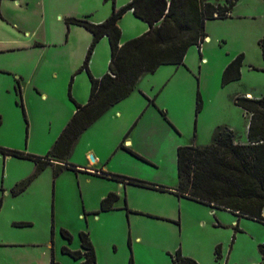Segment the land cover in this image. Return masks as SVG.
Masks as SVG:
<instances>
[{
    "label": "rangeland",
    "instance_id": "1",
    "mask_svg": "<svg viewBox=\"0 0 264 264\" xmlns=\"http://www.w3.org/2000/svg\"><path fill=\"white\" fill-rule=\"evenodd\" d=\"M13 5V2L6 1L3 7L7 9L5 15L13 13L33 29L39 20L37 3L30 2L21 10H16ZM101 5L111 7V0H102ZM62 7L79 11L83 8L75 0ZM5 22L0 24V47L22 40L13 42L19 34ZM205 28L208 40L203 43L205 51L202 56L206 60L201 59L196 46H191L181 68L176 70L171 68L175 66H167L163 68L170 70L167 77L162 72L150 76L154 77L155 86L151 87L148 80L150 83L147 82L145 87L149 95L140 96L133 103L134 106L140 102L144 104L133 123L139 120L147 105L161 119V123H157V131L146 141L143 129L147 127L143 123L137 130L133 126L128 136L133 137L134 146H140L150 155L152 162L142 156L128 155L129 158H124L127 156H122L120 150L111 151L108 163L111 169L127 171L132 178L176 183L179 146L208 144L219 125L236 128L233 129L236 136L246 139L248 117L234 99L245 96L247 92L256 98L264 95V58L259 45L264 34V0H238L229 17L208 20ZM124 37L126 39V35ZM240 53L244 55L240 78L223 85V69ZM17 58L9 52H2L0 65L14 62ZM65 62L62 60L63 64ZM64 68L57 62L54 65L40 64L34 70L35 81L50 96L44 101L27 90L26 98L22 99L25 114L13 89V76L0 72V146L41 155L50 149L61 132L56 134L59 130L58 116L63 109L58 93L66 76ZM66 92L68 94V85ZM198 92L202 106L197 112ZM158 106L165 117L157 111ZM150 111L148 109L143 114L145 121L150 117ZM147 122L150 125L151 122ZM108 135L113 139L109 132ZM106 136L105 131L103 137ZM84 141L94 143L95 147L99 141L97 132L90 130ZM79 144L69 156L70 163L83 159L81 145H84ZM30 164L32 162L18 157L10 158L6 166L3 160L0 162V186L5 189L4 193L0 189V238L16 244L0 247L1 264H49L52 254L60 264H78V260L62 249L78 248L81 231L87 232L91 238L96 264H129L130 259L132 264H170V254L177 249L200 264H256L261 260L258 246L264 244L262 222L235 218L227 210L211 212L207 205L191 199H182L180 205L177 198L172 203L167 202L166 211L170 212L169 208L173 206L176 212L174 220L159 221L152 215L127 214L126 210L118 208L102 212L98 207L92 209L96 207V195L102 185H114L115 181L88 179L83 173L67 169L54 176L51 166L35 176L24 192L12 195L9 190L14 184L13 179L31 175V172L25 175ZM137 200L144 202L147 198L137 196ZM163 204L160 205L162 208ZM233 220L237 222L234 225ZM19 222L30 225H17ZM236 224L238 231L233 228ZM62 230L70 234V240L63 236ZM216 245L221 247L219 258L214 254ZM43 251L46 256H43Z\"/></svg>",
    "mask_w": 264,
    "mask_h": 264
},
{
    "label": "trees",
    "instance_id": "2",
    "mask_svg": "<svg viewBox=\"0 0 264 264\" xmlns=\"http://www.w3.org/2000/svg\"><path fill=\"white\" fill-rule=\"evenodd\" d=\"M238 0H130L128 3L115 7L102 22L93 23L86 18L67 17V25L76 24L84 27L92 34L85 58L78 71H85L90 81V92L85 104L76 102L70 90L74 74L68 83V96L75 105V111L56 138L52 147L42 156L24 153L0 147L3 155H12L35 162L32 175L15 184L11 188L12 195H18L32 179L46 167L53 168L54 176L62 170L78 171L68 161L73 147L91 124H93L111 106L129 96L138 79L144 73H153L161 65L183 63L184 56L191 46L200 48L207 36L206 21L223 19L230 16L232 8ZM131 10L133 15L148 25L143 34L133 37L120 44L121 30L118 20L124 13ZM107 37L110 46L108 71L101 77H94L88 68L91 55L96 44ZM261 54L264 58V34L259 40ZM244 55L235 56L223 69L221 82L223 85L237 80L241 75ZM17 91L19 104L23 114L25 110L21 101L19 82ZM236 105L240 106L248 117L247 142L235 141V134L226 125L215 128L211 140L205 145H184L177 148V176L175 188H169L143 180L110 174L114 180L145 186L156 190L171 192L179 197L200 202L210 208L227 210L236 217L253 219L264 224V95L258 98L236 96ZM202 101L199 92L196 98V111L201 109ZM160 113L165 117L164 111ZM0 115V125H1ZM136 121L125 133L119 144L123 148L141 158L137 153L126 147L123 142ZM118 195L109 192L100 202V210L114 207ZM2 197H0V208ZM124 208L128 210L126 205ZM20 226L30 223L19 222ZM238 231L237 224L233 227ZM63 236L70 240V234L62 230ZM80 249L71 251L63 247L62 251L78 264H96L94 247L87 232H79ZM259 247L261 260L256 264H264V244ZM216 258L221 257L220 245L215 246ZM170 264H199L194 258L181 254L180 249L170 254ZM50 264H60L51 255ZM129 264H132L130 259Z\"/></svg>",
    "mask_w": 264,
    "mask_h": 264
},
{
    "label": "crops",
    "instance_id": "3",
    "mask_svg": "<svg viewBox=\"0 0 264 264\" xmlns=\"http://www.w3.org/2000/svg\"><path fill=\"white\" fill-rule=\"evenodd\" d=\"M6 1L13 2L14 4L13 6H15L16 10L17 9L21 10L23 8H26L30 2H34V3L36 2L37 5L39 6V11H38L39 20L34 25V28L31 29L32 27L31 26L29 29V25L27 24L28 22L22 21L20 20V18L14 17L13 13H6L5 15L4 11L7 9H4L3 7ZM103 1L106 2L107 0H103ZM129 1L130 0H111V7H110V5L102 6L101 5L102 0H75V2H78V4H81L83 7L79 11V9L67 10L65 9L66 7L64 8L62 7L64 4L70 2V0H0V18H1L0 24H4V22L6 21L5 24L10 25L12 28L17 30L16 33L19 35L16 36V39H14L13 42L20 41V39H22L20 42H14L12 45H10L11 43H9L10 46L0 47V53L9 52L10 54L18 57L14 62L0 65V72L2 73L7 72L13 76L14 79L13 89L18 98L19 95L17 91V85H18L17 83L19 82V90H20L22 104H23V100H22L23 97L24 99L26 98L27 90H30L32 94L37 95L41 100L44 101L47 100L48 96H50V94H48L47 91L43 90L40 87L41 85L37 83L34 79L33 73L36 72L34 70L35 69L37 70L40 64L48 63L49 65H54L55 63L58 62V65L65 66L64 70L66 71V76L62 88L60 89V93H58V95H60L59 102L62 103L63 109H61L62 110L61 114L59 113L58 116L59 130L56 132V134L60 130L62 131V129L70 120V118L72 117L75 111V105L70 100L66 92L69 78L74 74L70 93L76 102L80 104H85L88 101L89 92H90V81L87 73L85 71L77 72V70L83 63L88 46L92 39V34L90 31H88L82 26L76 24L67 25L65 19L67 17L86 18L90 22L99 23L104 21L110 15L113 5H115V7L118 8L128 3ZM125 20H127V22H125ZM46 26H48L49 28L46 29L47 28ZM118 26L121 30L120 44L124 43L125 40L128 38L131 39L133 37L139 36L148 30L147 23L135 17L131 10L124 13L123 16L118 20ZM39 28H41V32H39L40 30ZM124 35H126V39ZM205 40H208V34L204 39V41ZM204 41L201 42L200 48L199 49L197 48V50L201 55V59L206 60V58L202 56V52L205 51V49L203 48ZM62 60L66 61L65 64L62 63ZM109 60H110V46L107 37H103L96 44L93 53L91 55L90 61L88 63V68L90 73L96 78L101 77L104 73L108 71ZM184 60H186V55L184 56ZM167 66H175L171 68L178 70L179 68H181L182 64L161 65L153 73L142 74L138 79L133 91L129 94V96L117 102L116 104L111 106L108 110H106L93 124H91L84 132H82V134L77 139L72 152L76 150L78 146H80L79 143H82L84 145V146L81 145V150L83 152V159L76 162L74 161L72 163L77 168L78 171H74L70 169L67 170L83 173L84 175H86L88 179L95 178L107 182L108 181L116 182L114 185H102V188L96 195L98 198L96 202V207L94 206V208L92 209H97V207L100 208L101 200L109 192H114L118 195V200L114 203V207L109 210H104V211L100 210V211L111 212L113 210H116L117 208L123 209L125 211L126 209L124 208V205H126V207L128 208V210H126L127 214L137 213L141 215L143 213L144 215L145 214L150 216L152 215L153 217H156V219L159 221H166L168 219L174 220L176 217V212L172 208L173 206L172 207L170 206L169 208L170 212L166 211L165 207H168L167 202L172 203L177 198L178 204L180 205L182 199H188L186 197L176 196L171 192L156 190L153 188L135 185L127 182L125 183L118 180H114L111 177H109L110 174H117V175L129 177L128 176L129 173L127 171L113 170L109 167L108 164L110 161L109 154L111 151L116 152L120 150L121 153L123 154L122 156H127L124 158H129L128 155H133L123 148L120 147L118 148L125 133L128 131L129 127L131 126L135 118L139 115L140 111H142L144 107V104L141 102L136 106H134L133 103L139 98L149 95L146 91L147 86L145 87V84H147V82L150 83L149 81H151V83H153V84L150 83L151 87L155 86L154 77H150V76H154L153 74H156L157 72H162V74L166 75V77L169 75L170 70L163 69V68H167ZM26 68H28V71L26 70ZM29 70H31V72H29ZM52 76H55V72H52ZM245 96L253 97L250 96L248 92L245 94ZM159 107L160 106H158L157 111H159L160 113L161 109H159ZM148 109L152 110L150 111L151 115L150 117H148L147 120L151 122L150 125L142 117L143 114H145V112ZM154 112H155L154 109L149 108V105H147L144 112L141 114V116L138 117L139 120H137V122L134 125L136 126V130H137V127L140 126L141 123H143V125L145 124L144 126L147 127V129L145 128L143 129L144 131L143 137L145 138V141L150 137L151 134L157 131V127L161 123L160 117ZM233 129L236 130V128H232V130ZM90 130H95V133L97 132V136L99 137V141L95 145V147H94V143L92 144L90 142L84 141L86 134H88ZM105 131L107 133L106 138L103 137V132ZM108 132L113 136V139L109 138ZM246 132H247V127L245 133ZM128 136L124 140L123 144L132 151H134L135 153L139 154V156H142L148 161L152 162V158L150 157V155L148 153L146 154L140 146H134L135 144L133 141V137L131 136L128 137ZM235 141L240 143H246L247 135H246V139L243 140L241 138H238L235 134ZM29 154H33V153H29ZM33 155L42 156L41 154H33ZM90 155L93 156L94 158L93 161L89 159ZM6 156H10V157H6ZM11 156L12 155H3L0 153V162L3 160L4 165L6 166L10 158L17 157V156H12V157ZM27 160L32 162V164H30L31 166L28 172H25V175L29 174L30 172L33 174L36 164L34 161L30 159ZM176 174H177V152H176ZM21 177L23 176H18L13 179L12 181L14 183L13 186L27 178L26 177L24 179H20ZM140 180L146 182L151 181L150 183H155L172 189L177 186L178 176L176 183H174L173 181L166 182L162 180L159 181L160 183L152 182L153 180L148 178H144ZM11 188L9 190V193L11 192ZM0 189L2 190V193L5 192V189H3L1 186ZM137 196L138 198L141 197L147 198V200L144 202L137 200ZM151 203L157 206L149 205ZM162 203H164L163 204L164 208L160 206L162 205ZM210 210L211 212H214L216 210H223V209L210 208ZM262 215H264V208L262 211ZM233 216L237 218L235 215ZM241 218L242 217H239L238 219ZM235 223L237 222L233 220L232 224L234 225ZM11 242L14 241H6L0 238V247L2 248L9 245H16V244H11ZM68 249H70L71 251H76L80 249V239H79L78 248H68ZM43 254H44L43 256H46L44 251ZM50 260L51 257L49 256V264H50ZM82 260L83 258L78 260V263ZM61 263L63 264V262ZM0 264H1V260H0Z\"/></svg>",
    "mask_w": 264,
    "mask_h": 264
},
{
    "label": "water",
    "instance_id": "4",
    "mask_svg": "<svg viewBox=\"0 0 264 264\" xmlns=\"http://www.w3.org/2000/svg\"><path fill=\"white\" fill-rule=\"evenodd\" d=\"M89 157H90V159L93 161V159H94V158H93V156H92V155H90Z\"/></svg>",
    "mask_w": 264,
    "mask_h": 264
}]
</instances>
